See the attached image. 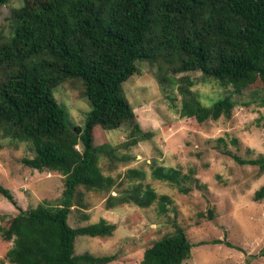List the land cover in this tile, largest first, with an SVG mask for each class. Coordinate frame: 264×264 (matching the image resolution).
Returning a JSON list of instances; mask_svg holds the SVG:
<instances>
[{
    "label": "trees",
    "instance_id": "obj_1",
    "mask_svg": "<svg viewBox=\"0 0 264 264\" xmlns=\"http://www.w3.org/2000/svg\"><path fill=\"white\" fill-rule=\"evenodd\" d=\"M9 1L0 0V8ZM140 61L150 63L180 117L198 122L231 117L236 106L231 93L205 105L192 89L196 82L178 74L200 71L204 78H214L227 89L234 85L237 91L258 81L264 95V0H25L12 8L0 24V150L6 139L29 143L34 156L24 157L23 163L61 173L64 191L55 208L40 203L23 209L0 182V194L19 209L8 224L0 225V236L13 241L6 253L11 263L109 264L116 259V254H75L77 236H111L117 228L106 219L79 227L69 224L79 186L107 192L108 208L158 202L162 212L168 210L171 197L141 183L113 195L116 180L104 174L100 158L104 154L114 162L128 155L116 156L119 148L110 143L94 144L96 133L125 124L130 130L124 147L151 137L123 87L140 72ZM71 78L83 81L90 104L84 130L54 95ZM226 153L264 172V155L246 159ZM130 171L131 177L143 178L142 171ZM181 173L177 168L153 169L155 178L188 193L192 187L182 184L188 175ZM254 198H264V185ZM193 246L177 225L146 248L140 264H186Z\"/></svg>",
    "mask_w": 264,
    "mask_h": 264
},
{
    "label": "rangeland",
    "instance_id": "obj_2",
    "mask_svg": "<svg viewBox=\"0 0 264 264\" xmlns=\"http://www.w3.org/2000/svg\"><path fill=\"white\" fill-rule=\"evenodd\" d=\"M25 0H10L0 8V24L6 23L12 8ZM140 72L123 83L124 93L134 107L141 127L151 132L148 140L126 148L128 124L96 133L95 145L110 143L118 147L116 156L127 159L114 162L102 155L100 165L105 175L115 178L112 194L141 183L171 197L168 210L162 212L158 202L149 207L134 203L108 208L105 191L87 190L79 186L68 222L72 227L85 226L106 219L117 225L111 236L79 235L75 254L90 252L97 256L116 254L109 264H140L146 248L156 240L183 227L194 244L186 264H260L264 262V198L255 200V192L264 185V172L257 165L240 164L226 153L252 159L264 155V103L258 81L237 91L214 78H204L200 71H188L196 83L192 87L205 105L214 103L227 93L236 102L231 117L198 122L193 117H180L170 107L147 61L138 62ZM59 102L65 104L72 121L85 128L90 104L83 81L71 78L54 90ZM181 105V96L178 95ZM223 139V141L221 140ZM27 142L5 140L0 150V182L9 188L18 206L23 209L40 203L55 208L62 203L64 176L57 171L38 170L26 166L24 157H33ZM162 166L177 168L182 184L191 186L188 193L176 185L157 179L153 169ZM131 169L144 173L131 177ZM203 185L198 187L197 185ZM205 185V186H204ZM19 209L0 194V225L8 224ZM216 239L223 242L215 243ZM207 243H202V242ZM231 243L234 247L228 245ZM13 241L0 236V264Z\"/></svg>",
    "mask_w": 264,
    "mask_h": 264
}]
</instances>
